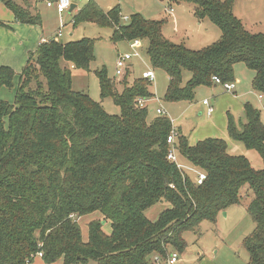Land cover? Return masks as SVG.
Instances as JSON below:
<instances>
[{
	"label": "trees",
	"instance_id": "1",
	"mask_svg": "<svg viewBox=\"0 0 264 264\" xmlns=\"http://www.w3.org/2000/svg\"><path fill=\"white\" fill-rule=\"evenodd\" d=\"M237 1L168 0L194 5L198 20L219 29L217 41L197 50L165 38V18L132 14L124 21L118 6L104 11L92 0L73 15L72 25L110 28L114 44L146 42L151 68L167 75V103H192L197 89L214 85L213 77L234 84L237 63L253 72L252 90L264 96V32L245 28L233 14ZM0 2L16 23L41 26L31 0H22V6ZM94 59V40L52 38L28 55L18 74L0 66V90L14 89L13 103L0 98V264H156L173 252L181 257L185 233H197L203 221L215 224L220 213L244 199L254 222L244 241L246 264H264L259 111L246 102L243 120L226 116L228 138L260 157L262 168L255 169L245 156L230 154L221 138L191 145L167 116L148 120L151 83L140 77L127 86L128 71L121 93L104 68L96 72L100 99L110 97L120 109L119 116L107 114L101 102L72 88V71H88ZM172 148L177 163L167 159ZM198 173L205 174L200 185ZM159 203L168 208L149 220L146 212ZM93 213L102 219L87 224L84 240L78 219ZM106 221L109 233L102 227Z\"/></svg>",
	"mask_w": 264,
	"mask_h": 264
},
{
	"label": "rangeland",
	"instance_id": "2",
	"mask_svg": "<svg viewBox=\"0 0 264 264\" xmlns=\"http://www.w3.org/2000/svg\"><path fill=\"white\" fill-rule=\"evenodd\" d=\"M13 1L17 5H23L22 0ZM80 1L88 2L89 0ZM95 1L98 6L100 5L101 8L105 9L118 6L120 15L124 21H127L132 14H139L148 20H159L162 17L167 18V22L162 30L163 36L173 43L183 44L191 50L201 49L210 45L217 41L220 36V31L215 25L205 19L198 20L194 16V5L191 4H169L168 0ZM30 5V10L33 14L40 13L42 19L41 27L38 31L44 38L50 39L55 37L61 42L76 41L82 38L94 40L95 59L88 71H72V88L74 91L87 93L94 101L101 102L107 114L119 116L120 109L110 97L100 99L96 72L104 68L107 76L115 80L117 92L121 93L124 89L122 80L124 73L121 77L115 75L116 61L123 55L133 54L126 69L128 71L126 77L127 86H131L134 79L142 77V74L149 70L154 73V81L151 82L150 86L153 99L147 105L148 120L157 115L156 109L158 108H163L166 112L165 116L172 121L183 117L181 121L185 127L183 135L187 137L191 145L205 138H221L225 141L229 140L233 142L228 138L225 130L223 131V113L225 110L229 111L231 115H234L236 121H238L239 118L237 117L239 116L243 120L244 117L240 112V105L246 102L259 111L260 118L264 123V103L258 99L257 93L252 90L251 81L253 72L245 64L237 63L234 66V83L236 84L234 95L236 97H233V92L224 94L225 91L221 86L200 87L197 89L191 106L188 108H191V110L187 112L185 111L187 110L185 106L188 105L183 104L188 103H167L164 101L163 96L168 83L167 75L162 70H153L151 68L146 54V42L139 40L141 46L137 49L131 47V42L121 41L114 44L110 40L112 35L110 28H102L87 23L73 26L71 14L66 12L59 15L54 7L47 8L43 0H31ZM170 9H172V12ZM1 10L7 16L11 13L3 3H0V21L6 17ZM233 14L243 22L248 31L252 33L264 32V0H238L233 6ZM4 28L6 30L9 29ZM70 33L72 34L71 37L69 36ZM8 46L10 47L7 41L0 43V65H6V62H9L12 57L10 50L7 49ZM10 49H18L17 43L11 45ZM62 64L64 63L62 62ZM23 66L20 68L16 65L8 67L15 74H18ZM189 77V73H184V81H187ZM17 81V78H15L14 85L17 84ZM218 94L220 96L216 100ZM0 98L13 103L14 89L8 90L3 87L0 90ZM204 100H207L214 109V113L211 116L206 115V107L202 105ZM237 146L240 149L236 152V155L245 156L255 169L262 168V161L255 152L246 151L241 144L237 143ZM247 192L245 190L242 194H247ZM247 202L248 199H244L243 204L228 207L225 212L217 216L215 224L203 221L197 233H185L184 239L187 243V248L181 256L182 264H246L248 254L244 241L254 228V222L245 209V203ZM166 208H168V205L159 203L146 212V217L154 221L159 213ZM101 219L100 213H93L78 219L84 240L87 239V224L93 220ZM102 227L105 233L110 232L109 222L106 221ZM35 264L42 263L36 261ZM55 264H62V262L58 261Z\"/></svg>",
	"mask_w": 264,
	"mask_h": 264
},
{
	"label": "crops",
	"instance_id": "3",
	"mask_svg": "<svg viewBox=\"0 0 264 264\" xmlns=\"http://www.w3.org/2000/svg\"><path fill=\"white\" fill-rule=\"evenodd\" d=\"M90 1V0H89ZM96 3L95 0H92ZM1 3V2H0ZM87 2L85 1H80V0H72V5H74V9L70 12L68 11L67 13L71 14V16L73 17V15L84 5L86 4ZM97 4V3H96ZM99 7L101 8V6L99 5ZM102 10L106 11L108 9H105V8H101ZM171 12H172V9H170ZM2 11V10H1ZM4 13V11H2ZM5 14V13H4ZM40 14V13H39ZM6 15V14H5ZM42 19V18H41ZM160 19H163L160 18ZM166 21H167V18H165ZM3 20V19H2ZM1 22H3L6 26H2L0 27V43H2L3 41H7L8 44L10 45H13V44H16L17 43V47L18 49H10V47L8 46V50H10V54L12 55L11 59L9 62H6V65H0V66H18V68L22 67L24 65V63L26 62L27 58H28V55L30 53H33L36 48L38 47V45L42 42H44L45 40H49V39H46L44 38L43 35H41V33L38 31V29L41 27H38V26H31V25H23V24H19V23H16L13 19V15L12 13H9V16L6 15V17H4V20ZM126 20V19H125ZM71 23H72V18H71ZM243 23V22H242ZM4 27L6 28H9V29H5ZM41 35V36H40ZM2 36L4 38V40L2 41ZM69 36L71 37L72 34L70 33ZM165 37V36H164ZM52 38H55V37H52ZM50 38V39H52ZM166 38V37H165ZM169 40V39H168ZM15 64V65H13ZM16 68V67H15ZM127 73V70L124 74ZM235 87H234V90L231 91L230 93H232L233 95L235 94V90H236V84L234 83ZM213 86H216L215 84ZM223 94V93H222ZM224 94H227V92H225ZM230 95V94H229ZM220 94H218L216 96V100L219 98ZM233 97H236V95H234ZM262 102L264 103V99L262 100ZM244 104V103H243ZM243 104L240 105L241 108H240V112L242 114V109H243ZM183 105H188V106H185L187 108V112H189L191 110L188 109L190 106H191V103L189 104H183ZM203 105V104H202ZM204 106V105H203ZM230 107V106H229ZM233 112V111H232ZM214 113V112H213ZM212 113V114H213ZM227 113H229V111L227 112L226 110L224 111L223 113V131L225 130L226 132V116H227ZM234 113V112H233ZM185 114V112H184ZM211 114V115H212ZM210 115V116H211ZM184 116V115H183ZM234 117V115H232ZM237 118H240L237 117ZM183 117L181 119H178V120H175V121H172V125L174 127V129L178 128L182 131V133L184 134V126L182 125L183 123H181ZM235 119V118H234ZM222 124V123H221ZM183 129H182V127ZM227 133V132H226ZM227 135V134H226ZM227 144H228V149H229V153L232 154V155H236V152L240 149L239 146H237V143L235 142H230L229 140L226 141ZM244 149V148H243ZM152 221V220H151ZM198 255V254H197ZM182 261V260H181Z\"/></svg>",
	"mask_w": 264,
	"mask_h": 264
},
{
	"label": "built area",
	"instance_id": "4",
	"mask_svg": "<svg viewBox=\"0 0 264 264\" xmlns=\"http://www.w3.org/2000/svg\"><path fill=\"white\" fill-rule=\"evenodd\" d=\"M45 2V5L47 8L54 7L56 12L59 15H62L70 10V7L72 5V0H43ZM171 11V10H170ZM59 36V34H58ZM141 46V42L139 40H135L131 42V47L133 49H137ZM133 57V54H126L121 57H119L116 61V68H115V75L117 77H121L123 73H125V70L127 69L128 62L131 61V58ZM142 78L146 79L148 82H153L154 81V73L153 71L149 70L145 73L142 74ZM214 84L216 86H221V88L225 92H231L234 90L235 85L233 83H222L221 80L217 77L212 78ZM258 99L262 101L264 99L263 95H258ZM202 104L206 107V115L210 116L213 112L214 109L213 107L209 104L207 100H204ZM142 105V104H141ZM156 114L157 115H165L166 112L163 108H158L156 109ZM174 134L172 133L171 135L168 136L167 138V143L172 145L174 143ZM167 159L177 163V158L175 155V150L172 148L171 151L169 152ZM178 165V164H177ZM178 167H181L178 165ZM205 180V174L204 173H198L196 177V183L197 185L202 184V182ZM38 258L41 257V254L37 255ZM156 264H182L181 257L177 253H171L168 258L164 261H161L159 259H155Z\"/></svg>",
	"mask_w": 264,
	"mask_h": 264
},
{
	"label": "water",
	"instance_id": "5",
	"mask_svg": "<svg viewBox=\"0 0 264 264\" xmlns=\"http://www.w3.org/2000/svg\"><path fill=\"white\" fill-rule=\"evenodd\" d=\"M74 9V5H71V7H70V12L72 11ZM224 215H225V213H224Z\"/></svg>",
	"mask_w": 264,
	"mask_h": 264
}]
</instances>
